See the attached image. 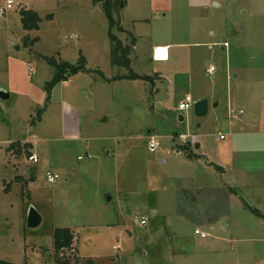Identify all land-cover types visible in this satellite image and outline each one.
<instances>
[{
  "label": "rangeland",
  "instance_id": "rangeland-1",
  "mask_svg": "<svg viewBox=\"0 0 264 264\" xmlns=\"http://www.w3.org/2000/svg\"><path fill=\"white\" fill-rule=\"evenodd\" d=\"M106 1L14 0L0 12V87L11 95L0 98V260L264 264V217L242 206L264 214V0H115L116 22L140 36L131 68L152 75L149 81L111 80L130 69L112 64ZM7 2L0 0V8ZM23 8L38 12L39 28H24ZM114 32L124 44L132 41L130 33ZM157 42L188 43L185 74L174 84L156 77L164 66L147 55ZM157 57H167L165 47ZM47 58L85 69L49 88L57 68ZM210 65L216 70L207 75ZM188 67L209 85L204 117L194 107L178 109L188 92L195 99L200 91L196 77L188 87ZM151 135L160 142L154 152ZM25 140L38 162L25 148L7 150ZM186 142L223 169L194 167ZM198 168L199 182L220 181L239 194L228 198L220 186L208 196L214 201L201 203L207 219L216 205L213 228L178 218V202L190 195L182 188ZM49 170L60 175L54 183ZM31 206L42 216L37 227L27 224ZM143 214L147 225L136 220ZM61 228H71L75 239L56 252ZM196 228L210 235L202 238Z\"/></svg>",
  "mask_w": 264,
  "mask_h": 264
},
{
  "label": "crops",
  "instance_id": "crops-1",
  "mask_svg": "<svg viewBox=\"0 0 264 264\" xmlns=\"http://www.w3.org/2000/svg\"><path fill=\"white\" fill-rule=\"evenodd\" d=\"M143 20H150V19H148V18L144 19L143 18ZM119 25H120V23H119ZM120 32H122L124 34L125 33H130L133 36L132 37V41H133V39H135V42H133V45H132V47H133L132 48V53L130 55V60H131V64L130 65L132 66V63H133L132 55H134V52L137 50V42H138V38L140 36L138 34L134 35L132 32L127 31L124 27H123V30H120ZM132 41L130 42L131 44H132ZM158 47H165L166 48V50H167V57L166 58L160 59L159 57H157V48ZM187 47H188V43L157 42V43L149 45L148 48L146 49L148 57H151L152 60L156 63V65H163L164 66V70L163 71L159 70V71L155 72L157 74L156 77L160 78V79L164 78V77H166V78L169 77V79H170L169 83L174 84L176 76H179V74H182V73L185 74L184 70H183L184 68H183V64L182 63H183L184 60L188 61V57L189 56L186 54V50H185V48H187ZM171 62H173V64L171 66H168L167 64H170ZM208 67L205 68V72H206L207 75H211V74H208V72H207ZM131 70H132V68H131ZM135 73H137V72H135ZM137 74L141 75V76H149L150 77L149 80H151V78H152L151 77L152 75L150 76V75H147V74H140V73H137ZM186 74L188 75L187 76V85H188V87L189 88L192 87V85L194 84V78L196 77V82L198 83V85L194 84V86H196L198 89L200 88L199 95L196 96L195 100H198V99H201V98H204V97L207 98L209 85L207 83L206 84L201 83L200 78L198 77L197 74L194 73L192 68L189 69V67H188V71H186ZM234 77H238L237 74H235ZM111 80H113V79H111ZM118 80H120V79H118ZM130 80H133V79H130ZM136 80H142V79H136ZM149 80H144V81H149ZM176 85L177 84H175L173 86H176ZM176 89H177V87H175V89L172 88V92L170 94L173 95V93L176 91ZM189 93L190 92H188L187 95ZM183 99H181L179 101V103ZM178 109H179V105H178ZM240 111H241V109L238 111L239 114H241ZM233 115H236V114L234 113ZM243 123H245V122H243ZM72 137L75 138L76 135H73ZM152 137H153L152 135L151 136H147L148 139L150 138L149 142L151 141ZM13 142H16V141H13ZM13 142H10V144L13 143ZM24 143H30L31 144V141H26L25 140ZM191 145H192L191 142H186L185 145H184L185 151L187 153V157L186 158H187L188 162H191L193 164H194V162H199L197 164H199L200 167L203 168L204 171L205 170H209L210 166H214L217 169H223V167L220 166V164L218 165V163H216V162L213 163V161H210L209 159L207 161H203V159H201V154L191 150ZM196 147H197V149H199L201 147V144H197ZM9 152H11V150ZM31 152L32 153L34 152L33 148L31 149ZM194 167H195V164H194ZM193 170L194 171H192L190 173V179L192 180L191 184H188V186L186 188H182V190H185L186 192H189L190 195H188L187 198L185 196L183 197L185 199H184V203H182V205H181V203L178 202V206H179V209H180L179 211L181 213V214H178V218L180 220H182V221L183 220L184 221L193 220L194 222H200L201 225H203V223L204 224L206 223V224H208L209 226H211L213 228L217 224V221L220 219V218H216L215 219V218L210 216V214H212V212L215 210L214 208H215L216 205L214 204L215 206H214L213 209L212 208L209 209L212 212L208 213V219H207L206 215H202V213L200 212L201 209L205 208V207H201L202 206L201 203L202 202H209L210 200L214 201L215 199H214L213 196L210 197V200L208 199L209 198L208 196L211 195V193H213V191H215L216 188L218 189L220 186H222V188H225L227 190V192L229 194V197L227 196L228 198L233 197V195L238 197L239 194H238V192H237V190L235 188L230 187L227 184H223L220 181H219V183L218 182L217 183L213 182L212 184H204V182L202 180H200V182H199V179L200 178L202 179L203 174L198 172V170H200L199 168L198 169H193ZM183 194H184V192H183ZM189 200H190V203L188 205H184ZM242 206H243V208L256 213L260 217H264V214H262L260 210L254 209L253 206H251L249 203L244 202V203H242ZM181 208L183 209L182 211H181ZM187 209L189 211H187ZM141 217H145L147 219V222L145 224H143V225H147L148 216L146 214H143ZM225 226L229 227L230 225L229 226L225 225ZM197 229H199V228H196L195 231ZM176 234H178V232H176ZM207 234H208L207 236L210 235L209 233H207ZM206 237H202V238H206ZM255 239H258V238H255ZM213 247H211V248H213Z\"/></svg>",
  "mask_w": 264,
  "mask_h": 264
},
{
  "label": "trees",
  "instance_id": "trees-1",
  "mask_svg": "<svg viewBox=\"0 0 264 264\" xmlns=\"http://www.w3.org/2000/svg\"><path fill=\"white\" fill-rule=\"evenodd\" d=\"M115 0H108L104 4L105 14L107 16V19L109 21V38L112 44V64L117 67H125L130 69V73L127 75H117L113 77V80H122V79H142V80H149V76H141L135 73L131 70V60L130 55L132 53V45L133 42H135V39H133L132 44H124L122 40L115 34L114 28L117 27L120 30H123V27H121L114 18V12L115 7L120 6V2H114ZM21 17H22V23L26 30H32L39 28V23L41 21V18L38 14V12L23 8L21 11ZM48 62L50 64H53L57 68V74L52 82L49 83V88L52 87V85H55L59 81L66 80L67 76L66 74H74L78 73L81 70H84L83 65H71L70 63H58L56 60L52 58H47ZM85 63V61L83 62ZM35 123V121H34ZM28 143H25L23 146L20 141H16L10 144V146L7 148V150L13 151V149H16V153H21V149L25 148L28 153V157L32 153L30 149H28ZM75 239L74 231L71 228H61L57 229L54 233V246L56 252H61L65 249H70L73 245ZM58 254V253H57ZM57 264H79V259H76V261L73 263L69 258L62 259L60 256L56 257ZM89 262L92 264L93 262L89 260ZM0 264H14L6 261L0 260Z\"/></svg>",
  "mask_w": 264,
  "mask_h": 264
},
{
  "label": "built area",
  "instance_id": "built-area-1",
  "mask_svg": "<svg viewBox=\"0 0 264 264\" xmlns=\"http://www.w3.org/2000/svg\"><path fill=\"white\" fill-rule=\"evenodd\" d=\"M13 4H14V0H8L7 8L1 7L0 8V12L4 14L6 12V9H10V8L13 7ZM224 45L227 46L228 45L227 42H225ZM215 70H216L215 66L214 65H210L208 67L207 72H208V74H212ZM29 72L31 74H33L34 70L32 68H30ZM64 81H66V80H64ZM194 101H195V99L193 98L192 95H190V94L186 95L185 98L179 103V110L187 111L188 109H190L191 107L194 106ZM230 113L234 114L235 111L231 108L230 109ZM240 113H242V110L240 111ZM220 137L224 138V135H220ZM159 145H160V142L158 141V139L155 136H153L151 141L149 142L150 150L152 152H154ZM28 158H29L30 161H32L34 163L38 162V160H39V157H38V155L35 152L31 153ZM79 159H82V157L80 156ZM46 176H47V181L49 183H54L60 178V175L58 173L52 171V170L47 171ZM136 220H138V221L140 220V222L142 224H145L147 222V219L145 217H140V218L136 217ZM195 232L197 234H200L202 237H206L208 235L205 232H201L199 229H197Z\"/></svg>",
  "mask_w": 264,
  "mask_h": 264
},
{
  "label": "water",
  "instance_id": "water-1",
  "mask_svg": "<svg viewBox=\"0 0 264 264\" xmlns=\"http://www.w3.org/2000/svg\"><path fill=\"white\" fill-rule=\"evenodd\" d=\"M10 93L0 87V98L8 99L10 98ZM194 112L198 117H204L209 112V101L208 98H201L194 101ZM184 116L180 115V120H183ZM42 222L41 214L31 206L28 211L27 224L29 227H37Z\"/></svg>",
  "mask_w": 264,
  "mask_h": 264
}]
</instances>
